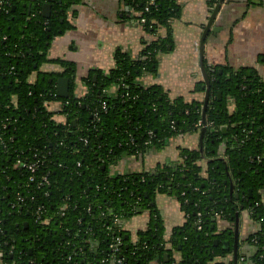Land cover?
<instances>
[{"label": "trees", "instance_id": "16d2710c", "mask_svg": "<svg viewBox=\"0 0 264 264\" xmlns=\"http://www.w3.org/2000/svg\"><path fill=\"white\" fill-rule=\"evenodd\" d=\"M84 1L10 0L8 12L0 11V124L9 120L0 131V260L118 264L121 257V264H150L158 258L164 264H232L225 260L231 248L223 246L224 240L233 242L232 234L216 230L218 220L235 217L231 185L240 179L242 191L252 189L250 215L259 226L248 238L256 250L251 261L264 264V203H254L264 198L259 191L264 188V79L245 69L213 70L205 120L213 127L205 128L203 153L184 147L180 161L158 164L154 171H115L126 158H143L163 150L173 138L201 132L196 124L203 120V106L170 99L140 82L156 71L158 54L171 40V24L180 14L176 0H127L147 30L166 28L168 36L151 42L139 57L119 55L116 67L100 73L84 97L72 90L69 98H60L56 77L50 81L52 76L44 73L32 81L49 61L51 40L69 28L68 12ZM45 4L51 5L49 17ZM69 73L67 67L62 76ZM47 101L62 103L64 122L54 119ZM48 150L51 182L37 189L16 161ZM19 193L35 200L13 207ZM158 193L178 198L185 224L167 241L154 214L150 231L131 241L123 222L145 209L153 211ZM39 206L44 210L41 221L36 220ZM198 212L203 214L202 229ZM115 235L123 239L118 258L110 248Z\"/></svg>", "mask_w": 264, "mask_h": 264}, {"label": "crops", "instance_id": "0c3cea01", "mask_svg": "<svg viewBox=\"0 0 264 264\" xmlns=\"http://www.w3.org/2000/svg\"><path fill=\"white\" fill-rule=\"evenodd\" d=\"M216 3L217 0H176L180 14L171 24V40L167 49L158 54L156 71L146 73L140 79L142 85L157 87L170 99L180 97L203 106L204 68L209 78L213 70L229 67L254 72L264 79V0H225L201 48L204 27ZM67 21L69 28L50 42L49 61L32 75L31 80L35 81L40 73L52 76L50 81L56 77L54 87L57 91L59 79L67 77L69 97L72 90L76 97H84L90 84L96 81L95 76L109 74L116 67L119 55L139 57L151 42L168 36L166 28L157 33L147 30L139 21L138 11L127 0H85L68 12ZM67 67L69 75L62 76ZM48 107L54 113V119L65 121L59 113L58 103ZM203 145L205 147V143ZM184 147L200 150V132L173 138L163 150L151 151L139 159L126 158L113 168L129 173L151 172L158 164L180 161V151ZM220 152L219 155L224 152L222 146ZM201 163L206 171L205 162ZM153 206V211L145 209L123 222L122 227L131 241L136 242L140 233L150 231L154 214L164 226L167 241L185 224L186 216L176 196L158 193ZM237 213L238 264H254L251 257L256 250L248 238L259 226L247 210ZM217 225V233L228 230L232 234L233 242L224 240L223 243L225 248L228 247L226 242L230 243V260H225L234 264L235 217L231 221L218 220ZM150 264L164 263L158 258Z\"/></svg>", "mask_w": 264, "mask_h": 264}, {"label": "built area", "instance_id": "2783aa9c", "mask_svg": "<svg viewBox=\"0 0 264 264\" xmlns=\"http://www.w3.org/2000/svg\"><path fill=\"white\" fill-rule=\"evenodd\" d=\"M10 0H0V11H4V12H8L7 7L9 6ZM153 3V2H152ZM142 21L144 22L145 19H142ZM55 94L57 95V91H55ZM58 96V95H57ZM58 103L60 109H61V105L62 103L59 101H53V102H45V105L47 107V109L51 112V110L49 109V104H55ZM102 106L104 109L107 108V104L105 101L102 102ZM59 109V110H60ZM97 116V114H96ZM8 118H6L5 120H3L0 124V131L3 129L7 128L8 125ZM196 126L198 127H202V128H209V127H213V123L209 122L207 123L206 121L200 120ZM150 134L152 135L153 132L150 131ZM1 138V137H0ZM80 141H82L84 144H88L89 140L85 137L80 138ZM50 151H36L33 152L31 159L30 158H23V157H18L17 161H16V165L17 167H19L20 169H23L25 171H27L29 173V181L31 182L30 184H32L31 186H35L37 189H41L42 187L50 184L51 179L49 176V171H47L46 169H49V162H50ZM78 165H81V163H78ZM44 169L42 172L40 171L41 169ZM34 201L35 197L31 196V198H29L27 195H22V194H18L15 198V201L13 203V207H23V205H26L29 203V201ZM43 206H39L36 209V220L37 221H41V217L43 214ZM89 212H91V208H89ZM202 220H203V214L201 212H198V228L202 229ZM115 222L118 221V218H115L114 220ZM45 222H48L47 220ZM122 237L119 235H115L112 239V242L110 244V248L114 254V257L118 258V253H120L121 249H120V244L122 243ZM0 257H2V253H0ZM72 256H69V259H71ZM118 264L122 263V258H118L117 260ZM0 264H8V263H3V260L1 258L0 260ZM10 264H21L16 260H13V262H11ZM30 264H34L33 261L30 262Z\"/></svg>", "mask_w": 264, "mask_h": 264}, {"label": "water", "instance_id": "95a60500", "mask_svg": "<svg viewBox=\"0 0 264 264\" xmlns=\"http://www.w3.org/2000/svg\"><path fill=\"white\" fill-rule=\"evenodd\" d=\"M225 0H217V3L209 17V20L208 22L206 23L205 27H204V31H203V35L201 37V48L204 47V44H205V39L211 29V27L213 26L214 24V21L218 15V12L221 8V6L223 5ZM51 5L50 4H45L44 5V8H43V11H44V15L46 17H49L50 16V13H51ZM203 76H204V80H205V84H204V89H205V99H204V104H203V120L205 121L206 120V110H207V106H208V103H209V98H210V91H211V81H210V78H209V75H208V72L207 70L204 68L203 69ZM96 78V76H95ZM59 87L57 88V95L59 97H62V98H67L69 97V78L67 77H64V78H61L59 79ZM219 95H221V93H219ZM223 130H227V127H223ZM205 133H206V129L203 128L200 132V150L201 152L203 153V149H204V136H205ZM235 220H236V227H235V243H234V249H233V257H234V264H238V258H239V251H238V239H239V217H238V213L235 214ZM214 227V225L212 226ZM226 244L228 245V249H230V243L229 242H226ZM225 247V246H224ZM168 254L165 255V260L167 261L168 260Z\"/></svg>", "mask_w": 264, "mask_h": 264}, {"label": "flooded vegetation", "instance_id": "af4514ba", "mask_svg": "<svg viewBox=\"0 0 264 264\" xmlns=\"http://www.w3.org/2000/svg\"><path fill=\"white\" fill-rule=\"evenodd\" d=\"M139 15H140V13H139ZM139 21H140L141 24H143L141 22V20H139ZM97 79H98V77L96 76V81H97ZM210 81H212L211 78H210ZM231 108L233 109V107H231ZM240 184H241V180L239 179V180L236 181L235 185H234V183L231 185V189L234 191L233 193H234L235 197L237 198V201H236V208H237L236 213L238 211L247 210L251 214V208H252L251 206L253 204V202L251 201L252 189H249L248 194H246L244 191H242L239 188ZM236 186H238V187H236ZM259 191H260V193H262V195H264V188H261ZM262 201L263 202H260V203L255 201L254 202L255 206H259V205H261V203H264V199ZM246 204H248V205H246ZM216 243L217 244L219 243L218 240H216ZM223 246H224V243H223Z\"/></svg>", "mask_w": 264, "mask_h": 264}]
</instances>
